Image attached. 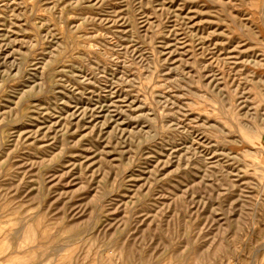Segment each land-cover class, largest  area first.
Here are the masks:
<instances>
[{
  "label": "rangeland",
  "instance_id": "1",
  "mask_svg": "<svg viewBox=\"0 0 264 264\" xmlns=\"http://www.w3.org/2000/svg\"><path fill=\"white\" fill-rule=\"evenodd\" d=\"M0 264H264V0H0Z\"/></svg>",
  "mask_w": 264,
  "mask_h": 264
}]
</instances>
